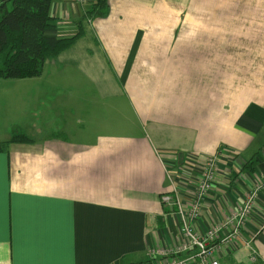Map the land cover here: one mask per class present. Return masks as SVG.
Returning a JSON list of instances; mask_svg holds the SVG:
<instances>
[{"label": "crops", "instance_id": "crops-1", "mask_svg": "<svg viewBox=\"0 0 264 264\" xmlns=\"http://www.w3.org/2000/svg\"><path fill=\"white\" fill-rule=\"evenodd\" d=\"M108 5L82 22L89 0H52L47 34L82 36L39 77L0 80V264L185 261L161 197L175 190L189 210L216 156L193 229L205 235L259 189L214 257L264 264V0Z\"/></svg>", "mask_w": 264, "mask_h": 264}, {"label": "trees", "instance_id": "trees-1", "mask_svg": "<svg viewBox=\"0 0 264 264\" xmlns=\"http://www.w3.org/2000/svg\"><path fill=\"white\" fill-rule=\"evenodd\" d=\"M83 21L104 17L108 0H89ZM52 0H0V79L20 80L37 78L42 74L47 59L57 56L82 36L78 33L68 39L47 34L54 27L51 17ZM26 139L14 136L12 141Z\"/></svg>", "mask_w": 264, "mask_h": 264}, {"label": "built area", "instance_id": "built-area-1", "mask_svg": "<svg viewBox=\"0 0 264 264\" xmlns=\"http://www.w3.org/2000/svg\"><path fill=\"white\" fill-rule=\"evenodd\" d=\"M217 159V156L207 159L197 184L195 198L189 210L186 211L182 207L179 195L175 190L171 195L161 197L162 204L171 210L175 209V214L180 221L182 243L175 254L184 253L189 255L185 261L169 260L165 264H186V262L191 264H218L214 257L216 251L220 250L221 247L231 245L232 241L240 235V230L252 210L259 189H255L248 195L242 208L235 214L216 225L205 235H198L193 229V223L199 217L201 203L211 189ZM222 231L226 232L225 235L217 240Z\"/></svg>", "mask_w": 264, "mask_h": 264}, {"label": "rangeland", "instance_id": "rangeland-1", "mask_svg": "<svg viewBox=\"0 0 264 264\" xmlns=\"http://www.w3.org/2000/svg\"><path fill=\"white\" fill-rule=\"evenodd\" d=\"M1 80V79H0ZM3 81H8V80H3ZM1 82V81H0ZM6 102H7V104L9 103V102H11V99H10V97L8 96L7 98H6ZM31 104V106H40L39 104H37V103H30ZM10 105H11V103H9L8 105H7V107L9 106V108H10ZM5 117L6 116H4V118H0V124L2 125V123H4L5 122ZM68 125H69V128H71V131H76L78 128H74L73 126L74 125H72V127L70 126V123H68Z\"/></svg>", "mask_w": 264, "mask_h": 264}]
</instances>
